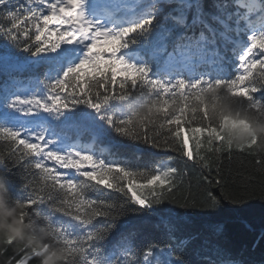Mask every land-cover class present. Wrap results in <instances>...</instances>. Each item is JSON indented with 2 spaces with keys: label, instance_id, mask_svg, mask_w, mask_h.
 Here are the masks:
<instances>
[{
  "label": "snow or ice",
  "instance_id": "obj_1",
  "mask_svg": "<svg viewBox=\"0 0 264 264\" xmlns=\"http://www.w3.org/2000/svg\"><path fill=\"white\" fill-rule=\"evenodd\" d=\"M104 8L105 0H0V177L9 202L22 207V223L48 230L62 264H252L214 237L180 234L183 220L168 205L220 209L225 201L264 199L258 138L234 148L224 134L249 132V121L209 116L230 100L264 119V31L240 48L235 35H225L237 59L215 63L227 78L166 82L122 52L152 18L115 28L102 21ZM113 133L175 155L144 170L107 159L93 144ZM237 154L250 157L255 172L233 177L242 185L233 192L221 160ZM129 214L157 217L159 237L121 231ZM259 237L264 243V228ZM49 250L48 242L38 251L9 239L0 261L39 264Z\"/></svg>",
  "mask_w": 264,
  "mask_h": 264
},
{
  "label": "trees",
  "instance_id": "obj_2",
  "mask_svg": "<svg viewBox=\"0 0 264 264\" xmlns=\"http://www.w3.org/2000/svg\"><path fill=\"white\" fill-rule=\"evenodd\" d=\"M252 0H120L128 11H122L130 26L151 17L152 24L147 31L134 33L129 37L125 48L130 57L135 58V64L149 69L151 77L172 82L184 79L192 82L202 77L227 78V70L220 71L215 61L220 57L228 62L237 59L231 44L224 45L225 35L238 37L235 26L239 23L243 28L249 24L256 25L257 20L251 17L260 13L264 21V0H256L257 4L249 8ZM125 25L123 27H127ZM264 31V24L257 26V33ZM249 32H241V39L247 42ZM235 41L236 48H240ZM157 47L159 56L150 58L149 51ZM211 57L210 61L205 60ZM175 63L182 65L181 70L174 68ZM3 77L0 76V82ZM212 91L207 93L209 104L213 102ZM94 143L93 141H87ZM97 154L107 159L123 160L126 163L144 170L147 167H158L160 161L172 162L174 153H166L153 149L150 145L129 141L116 134L106 135L103 142L93 144ZM221 165L224 175L228 177L230 190L239 192L242 185L233 177L241 172L245 175L255 172L251 158L246 154L234 155L229 161L222 158ZM256 187H259L261 177L255 175ZM2 194L5 206L11 207L8 200L7 185L3 180ZM214 191H218L214 189ZM107 190L93 192L92 196H103ZM220 209L180 208L169 204L176 216L183 220L180 234H195L202 239L214 237L215 242L241 253L252 264H260L264 254V243L260 242L259 232L264 228V199L253 196L239 203L225 201ZM157 217H142L139 214H129L121 220L120 230L137 229L149 238H158L159 233L152 227ZM145 221H149L145 223ZM254 225L255 231L246 230V223ZM219 234L218 236L215 234ZM2 264V261H0Z\"/></svg>",
  "mask_w": 264,
  "mask_h": 264
},
{
  "label": "clouds",
  "instance_id": "obj_3",
  "mask_svg": "<svg viewBox=\"0 0 264 264\" xmlns=\"http://www.w3.org/2000/svg\"><path fill=\"white\" fill-rule=\"evenodd\" d=\"M211 94L214 96L217 93L213 90ZM224 95L227 96L226 93ZM138 111L143 113L146 109L141 107ZM153 115L156 116L155 113ZM223 115L247 119L251 125V130L243 134L234 132L231 129L225 130L226 140L231 139L234 148L246 146L255 136L259 142L255 146L254 151L264 154V119H258L238 103H232L230 100H226L223 106L210 109L209 111L210 119L217 123ZM2 182L3 178L0 177V246L11 239L16 241L18 247L34 248L39 251L43 248L45 242H48L50 250L40 256L39 264H62L65 258L64 252L59 246L51 244L48 230L36 223H33L31 227L22 223L20 213L23 209L21 206L15 204H12L11 207L5 206Z\"/></svg>",
  "mask_w": 264,
  "mask_h": 264
},
{
  "label": "rangeland",
  "instance_id": "obj_4",
  "mask_svg": "<svg viewBox=\"0 0 264 264\" xmlns=\"http://www.w3.org/2000/svg\"><path fill=\"white\" fill-rule=\"evenodd\" d=\"M256 4H257L256 0H252L251 3L249 4V8H252V6H253V5H256ZM260 13H261V12L257 13L255 16L257 17L258 15H260ZM255 16H254V17H255Z\"/></svg>",
  "mask_w": 264,
  "mask_h": 264
}]
</instances>
